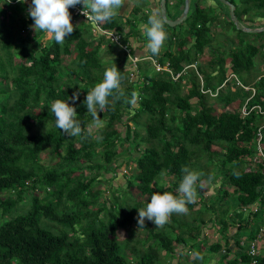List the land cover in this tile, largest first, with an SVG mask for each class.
<instances>
[{
  "label": "trees",
  "instance_id": "trees-1",
  "mask_svg": "<svg viewBox=\"0 0 264 264\" xmlns=\"http://www.w3.org/2000/svg\"><path fill=\"white\" fill-rule=\"evenodd\" d=\"M215 1L213 6L205 7L200 0H193L192 10L189 12V7L184 19L190 16L189 22L181 32H170L172 27L164 23L169 45L157 55L161 63L168 61L177 72L185 64L197 62L213 41L211 28L216 13L222 11ZM228 1L234 5L238 22L243 16L252 20L255 14L264 24V0ZM3 2L0 0V4ZM141 2L131 8L130 17L115 15L111 21L100 23L104 29L118 33L121 42H127L130 52L136 55L142 54L134 52L130 41L139 36L147 41L140 25L152 16L150 7L144 15H138ZM183 2L176 0L181 5ZM155 3L156 16L160 17L158 0ZM168 5L166 0L167 8ZM9 6L12 11L6 9ZM26 8L18 2L0 7V264H156L159 249L170 254L176 244L184 242L185 226H180L183 222H179V232L174 231L173 236L156 231L155 224L145 218L146 235L153 239V245L140 249L133 245L138 240L127 236L120 239L118 229L126 228L134 218L138 221V208L146 206L153 192L168 191L154 184L163 173L171 175L172 187L177 189L184 167L199 175L198 192L203 197L217 186L222 199L232 188L240 208L256 202L264 183V168L257 164V168L248 169L243 164H250L248 159L254 157V138L264 114L255 108L245 115L240 113L251 91L236 80L255 88L247 107L258 104L264 110V76L256 78L251 71L253 57L264 48V30L252 32L254 38L250 40L238 36L237 43L226 51L210 54L205 67H187L175 80L166 72L147 73L143 64L149 63L146 60L138 63L137 76L129 80L130 61L126 56L125 64L117 66L121 71L119 92L114 90L105 108L98 111L104 126L89 134L92 117L84 100L87 91L102 80L106 69L100 57L102 42L125 50L103 33L90 31L91 24L83 16L87 25L75 27L63 44L47 39L35 47L43 33L29 27L33 20ZM69 12L72 13L70 8ZM223 15L225 25L237 35L245 31L236 26L228 13ZM16 21H20L21 28L12 38L11 26ZM110 48L106 46L108 52ZM261 57L264 59V55ZM227 69L235 77L228 78ZM75 93H79V98L73 101ZM57 99L68 100L76 108L80 136L68 137L55 127L50 105ZM129 121L134 122L133 128ZM262 133L264 150V129ZM117 144L125 145L124 152L129 153L130 159L125 161L134 162L126 188L135 186L138 195L130 196L128 201L117 195L108 201L103 190L92 185L119 155ZM43 154H51L56 160L47 165L42 162ZM216 167H221L219 173H214ZM84 170L89 173L84 175ZM219 174L223 179L215 185ZM194 204H186L187 210ZM237 217L243 225L231 235L244 231L245 240L254 238L257 226L264 224L261 215L239 213ZM219 220L223 235L227 223L223 217ZM225 238L223 235L209 249H224V264H251L245 250L239 258L226 257L229 250ZM123 249L128 250L127 258L122 255ZM254 264H264V255L258 253Z\"/></svg>",
  "mask_w": 264,
  "mask_h": 264
},
{
  "label": "rangeland",
  "instance_id": "rangeland-1",
  "mask_svg": "<svg viewBox=\"0 0 264 264\" xmlns=\"http://www.w3.org/2000/svg\"><path fill=\"white\" fill-rule=\"evenodd\" d=\"M168 1H169V5H168L167 10L170 11V6L172 7L173 6L172 4L175 3L176 0H168ZM188 1L190 3V5H189L190 6L189 12H190L192 10L193 0H188ZM207 3H209V0H200V4L206 5ZM215 3L218 7H220L222 9V11L219 13L218 12L216 13L215 16L217 19L215 20L213 27L211 28L213 41L210 45H208L204 48L203 53L200 55L201 59L198 58L197 62L193 63V65L197 64V65H201V66L205 67V65L207 64L206 62L210 58V54H216L218 52L226 51L233 43H237V37L238 36H241L244 39H248V38L254 36V35H252V32L247 33L245 31L243 33H240L237 35L236 31H234L230 26H226L225 25L226 19H225L223 13H228L229 7L222 0H216ZM145 4H146L145 2L140 3V7H141L140 13L143 12V10L145 8ZM212 4L214 5V3H212ZM216 5H215V7H216ZM6 9L8 11L13 10L12 6H9ZM130 10H131V8L129 6V3L127 1H124V2H122L121 7L118 10H116V14H118L122 18H128L131 15ZM143 13L145 14V12H143ZM150 15L156 16V14H154L153 12H151ZM168 15H169V13H168ZM254 15L251 16L252 21L258 20L259 18L255 17ZM189 19H190V16H188L187 20L181 21L182 23L180 22L179 24L170 28V32L174 31L173 29L179 30V32H181V30H183L184 27H186L187 23L189 22ZM240 19H241V17H240ZM0 22H1V16H0ZM239 22L237 23L238 25L241 24ZM244 24L250 25L252 23L250 22V20L248 18L246 20V23H244ZM28 25H29V27L32 26V24L31 25L28 24ZM20 26H21L20 21L19 22L16 21L14 24H12V26H11V28H12L11 29V37L12 38H15L18 35V33L20 31L19 29L21 28ZM248 28H255V27H248ZM90 31H92L91 28H90ZM166 33L168 34V31H166ZM262 34L263 35H262L261 39H262V41H264V32ZM167 38L164 41V44H163L159 54H163L164 50L169 45ZM45 40H47V38L45 37L44 34H41L38 41L36 40V42H35V47H38L40 45L39 41H41V43H43V42H45ZM248 40H250V39H248ZM102 43L103 44L100 48V57H101V60L103 61L104 65L106 66V68L112 67L114 64H116V66H122L123 64H125L126 54L124 51H122L120 48H116L113 46H111V48H110V45H108L104 41ZM106 46H108L110 48L109 52L106 50ZM258 55H260V57L262 55H264V48H261L258 51L257 55H255L253 57L254 63H255V60L257 57H258V60H260V57ZM66 63H67V61H64V65ZM143 64L145 66V71L147 73L152 74L154 71H156L150 63L144 62ZM187 69L188 68H186L185 70H187ZM256 70H257V67H255V65H254L253 70H251L254 75L257 74ZM229 72H230V70L227 69L226 74L229 75ZM156 73L161 74L159 71H156ZM182 74H184V73H182ZM231 77H233V76H231ZM111 101H113V99H111ZM231 106L232 105H230V107ZM129 123L131 125V128H133L135 126L134 122L129 121ZM117 127H118V129H121V124L117 125ZM133 144H134V142H133ZM124 146L125 145H120V144L116 145V147H118V149H119V155L113 161V163L109 165V167H108L109 171L108 170L106 172L102 171L101 175L99 176L98 181H94V183L92 184L93 188H98V189L103 190V196H105L108 201L112 199L113 195H117V197L119 199L126 200V201H128L130 196L136 198L138 195V192H137L135 186H132L129 188L130 192H129L128 188H126V179H129L130 175L134 172V162L128 161L130 159V156H129V153L124 152ZM140 146H141L140 148H142V142H141ZM126 159H128V160L125 161ZM55 160H56V158H52L51 154H49L48 157H46L44 154L42 156V162L46 163L47 165L51 162L53 163ZM248 160H250V159H248ZM250 161L252 162V160H250ZM243 166L245 168L250 167V165L247 161H245ZM118 171L120 173L119 175H118ZM220 171H221V167L214 168V173L215 172L219 173ZM88 173H89L88 170H84V175H87ZM218 176H219V178H217L218 180H216V178H215V185L220 183L223 179V175L219 174ZM218 176H216V177H218ZM172 180L173 179H172L171 175H169L168 173L165 172L162 174V176L158 180L154 181V184L158 188H167L168 192H172L173 194H176V188L172 187ZM198 183H200V182L198 181ZM198 183L196 186V197L193 201L195 204L191 210H189V211L187 210L184 213H173V214H171L168 222L165 225H163L162 227H156V225H154L156 231L157 230L158 231L159 230L165 231V232L169 233L170 235L173 234V236L177 231H179V222H183L180 225L181 227L182 226L192 227L190 230H187L185 227L183 228V233H186V235H189V238H187V242H188V245L191 246V249L189 250V252L184 253V255L181 256V262L179 263L178 255L173 254L172 259H170V258H168L167 260L165 259L162 264H170L169 261H171V264H174L176 260H177L176 264H189L192 262L193 258H196L197 262L203 261L202 257L196 256V251H195V248L193 247L194 246L193 244L197 240L196 236L201 235V232H199L197 234L198 229L195 228L193 230L194 225H198L199 223H203V222L209 223V221H210V222H215L216 224H219L221 226V224L219 222L220 217H223L227 221L229 217L235 218L239 214V211H238L239 205H238L237 199L235 197V194L231 192L232 188L229 189L230 194L228 196L224 197L223 199L220 198L222 195L220 194L221 191L218 189L217 186H215V188L213 189L214 192L211 191L212 193L209 192L208 196L203 197V194L198 192V185H199ZM204 187L205 186L203 185V188ZM41 194H42V192H40V195ZM138 198H140V197L138 196ZM101 200H102V197L100 196L99 201H101ZM210 204H211V206H210ZM206 205H209V206H206ZM26 207H27V205L24 208H21V211L24 210ZM5 217H7V216H4L3 218H5ZM0 219H1V217H0ZM131 222L136 223L137 226L134 228L128 227V226L126 228H119L118 232L120 233L119 235H121L119 237L121 239V238L127 236L131 240H133V239L136 241L138 240L137 242H139V243L136 242L133 244V245L136 244L135 249L144 248L145 247L144 245L147 242H152V240L149 237H147V235H146V228L147 227H145V225H143V227H140L138 224L137 218H134V221L131 220L128 223H131ZM203 225H205V224H203ZM242 225L243 224L240 223L238 226L236 225L234 227L238 229ZM220 229L221 228L219 227V230ZM174 231H175V233H174ZM129 239H127V240L129 241ZM206 239H207V241H209L208 238H206ZM205 244H207V243H205ZM244 244H245L244 246H246V243H244ZM151 245H153V242L151 243ZM162 251L163 250L159 249L158 253L161 254ZM127 252H128L127 249H126V251L124 249L122 250V255L125 258H127L129 255V253H127ZM240 253L241 252L237 249L235 251L234 256L236 258H239ZM161 257H162V255L160 256V262H161Z\"/></svg>",
  "mask_w": 264,
  "mask_h": 264
},
{
  "label": "clouds",
  "instance_id": "clouds-1",
  "mask_svg": "<svg viewBox=\"0 0 264 264\" xmlns=\"http://www.w3.org/2000/svg\"><path fill=\"white\" fill-rule=\"evenodd\" d=\"M17 2L24 4L28 3V0H17ZM4 3L10 4L12 0H4L0 7ZM78 4L83 5V14L87 16V19L101 23L112 20L116 15V10L121 7L122 0H31L28 5V16L33 20L31 27L36 32L39 30L47 39L56 44H63L65 38L74 30L69 8ZM140 29L147 38L146 50L152 56L158 55L167 38L163 18L150 16L147 23L140 25ZM120 72L117 66L106 68L102 80L87 91L84 104L92 117L89 134L103 128L104 124L98 116V111L105 108L114 90L119 92ZM78 98L79 93H75L72 100L75 101ZM50 111L54 117L55 127L64 135L76 137L82 134L80 123L76 119V108L69 104L68 100H55L50 105ZM181 171L183 176L176 189V194L168 191H155L148 198L146 206L138 208L140 227H143L145 218L152 221L156 227H162L168 222L171 214L187 211L186 204L193 202L196 197L199 175L187 167Z\"/></svg>",
  "mask_w": 264,
  "mask_h": 264
},
{
  "label": "crops",
  "instance_id": "crops-1",
  "mask_svg": "<svg viewBox=\"0 0 264 264\" xmlns=\"http://www.w3.org/2000/svg\"><path fill=\"white\" fill-rule=\"evenodd\" d=\"M14 1V0H13ZM124 1H127L129 3V6L130 8H132L135 4H138L139 2H145V8L143 10V12L146 13V10L149 8V11L153 12L154 14H156V8H154V5L156 4L155 3V0H122V2ZM17 2V0H15V2L11 3V4H15ZM31 0H29V3H24L27 8L25 9L26 12H28V5L30 4ZM214 3V0H209V3H207L208 5H212ZM206 4V5H207ZM179 3H173V6L171 7L170 6V11L167 10V13H169V17L170 18H175L177 16H179V10H181L183 8V5H181ZM190 5V3H189ZM203 6H206L205 4H202ZM190 7V6H189ZM215 10H218L217 6L215 7ZM189 10V8H188ZM222 10V9H220ZM169 11V12H168ZM143 12H139V16L141 15H144ZM182 12V11H181ZM70 15H71V22L73 23V26L74 28L75 27H84L86 26L87 24L85 23V19L82 18L80 15H73L71 12H70ZM118 15V14H116ZM119 16V15H118ZM257 18H259L258 20H250V22L252 24L250 25H247V24H244L246 23V19L245 17L243 16L241 18V21L239 23L241 27H255V28H261L264 26V24L262 23L263 22V19L261 17H258V16H255ZM255 22V23H254ZM257 23V24H256ZM246 25V26H245ZM88 28V27H87ZM90 29V28H89ZM35 32L33 31L32 34H34ZM254 38L253 37H250L248 39H252ZM142 40V42H141ZM133 48H134V52L135 53H139V54H144V52L146 51V45H147V41L146 39L144 38H141L140 36L138 38H136V40H131L130 41ZM260 57V55H258ZM201 59V58H200ZM255 67H257V70H256V78H258L259 76H264V59L262 57H260V60H258V57L256 58L255 60V63H254ZM256 69V68H255ZM245 86H252L251 83H249L248 85H245ZM233 89V87H232ZM120 173L118 172V175ZM249 214H246V215H242V216H247ZM244 217H242L243 219ZM239 217H235V218H232V217H229L228 220L226 221L227 223V227H226V230L223 231V235L226 237L225 239L228 240V243H227V248L229 250V253L227 254L226 257H232L235 255V251L238 249L240 252L244 251L245 250V240L243 239L244 238H247V233L246 232H240V230L237 232V235L232 236L231 233H234V231H237L234 226L238 225L239 224ZM260 222V221H259ZM251 221L249 222V225L248 227H250L251 225ZM205 224V225H203ZM200 225V226H199ZM128 227H136V223H131L129 225H127ZM194 226H199L198 228V231H197V234L199 232H201V235H197L196 236V242L193 244L194 248H195V251H196V256L198 257H202L203 261H199L197 262V264H224L223 261L221 260V254L225 253L224 249H220L219 251L217 252H214V251H211L209 249V245L214 243V242H217L218 240H221L223 238V235L219 232V227L220 225L219 224H216L215 222H210L209 223H199L198 225H194ZM179 231H177L176 233L178 234ZM183 237H184V242L182 244H176L174 246V249H173V252H171L170 254H166L165 251L163 250L161 252V254H158L159 255V259H158V262L156 264H162L163 261L168 258L172 259V255L173 254H176L178 255L179 257V263L181 262V256L184 255V253H187L189 252V250L191 249V246L188 245V242H187V238H189V235H186V233H183L182 234ZM209 241H207V239ZM205 239V240H204ZM241 240V241H236V240ZM152 242H153V239H151ZM223 241V240H222ZM152 242H147L144 246H147L148 244H151ZM238 242V243H237ZM207 243V244H205ZM239 247V248H238ZM259 253L261 255L264 254V244L260 245V248H259ZM162 255L161 257V262H160V256ZM195 260L197 261L196 258H193L192 261ZM170 264H171V261H169ZM177 263V260L175 261L174 264Z\"/></svg>",
  "mask_w": 264,
  "mask_h": 264
},
{
  "label": "built area",
  "instance_id": "built-area-1",
  "mask_svg": "<svg viewBox=\"0 0 264 264\" xmlns=\"http://www.w3.org/2000/svg\"><path fill=\"white\" fill-rule=\"evenodd\" d=\"M13 2H15V0L14 1L12 0V3ZM28 3H29V0H28ZM70 9L72 10V13L74 15L83 16L87 21L90 22L91 29H92L93 33L96 31L103 33L109 39V41L119 45L123 50H125L126 56H127L128 60L130 61V66H129L130 69H129V73H128L129 80H133L137 76L138 63L141 60L149 61V63L154 67V69L156 71H159L161 73L166 72L173 80L177 79L180 74L184 73V71L187 67H190V66L195 67V64L193 65V63L185 64L180 71L175 72L171 69L168 61L161 63L158 59V56L157 55L152 56V54L149 51L144 52V54H142V55L132 54L130 52L129 46L127 45V42H125V43L121 42V36L118 33H115L114 31H111L108 29H104L100 23H96V22L92 21L91 19H87V16H85L83 14V5L82 4H78L75 7H70ZM24 29H22V31ZM227 76H228V78H232L231 76L235 77V75L231 71L229 72V75H227ZM236 83L238 85L242 86L244 89L250 90L251 95H253L255 93V88L253 86H245L241 82H239L238 80H236ZM205 91H209V90H205ZM249 97L246 99L244 104L241 106L240 113L242 115H245L250 111V109L255 108L259 112L264 114V110H262L258 104L253 105L250 108L247 107V100L249 99ZM262 129H264V121L258 127V129L256 131L255 138H254L255 154H254V157L252 159H250V160H252V162L250 161V164H249L250 167L248 169L257 168V164H261V166L264 168V150H263V143H262V137H263ZM262 197H264V183L261 187L260 195L258 196L256 202H254L253 204H245V205L241 206V208L239 207V210H238L239 213L242 215L249 214L250 217L253 214H257V215H261L264 218V198L262 200ZM243 239H244V237H243ZM262 239H264V224H260L259 226H257V232L255 233L254 238L248 239L245 241V243H246L245 252L249 255L251 264L255 263L259 241H261Z\"/></svg>",
  "mask_w": 264,
  "mask_h": 264
},
{
  "label": "water",
  "instance_id": "water-1",
  "mask_svg": "<svg viewBox=\"0 0 264 264\" xmlns=\"http://www.w3.org/2000/svg\"><path fill=\"white\" fill-rule=\"evenodd\" d=\"M222 1L228 5L229 17L236 24L237 27L241 28L242 30L248 31V32H255V31H260V30L264 29V27H262V28L241 27L240 25L237 24L238 20L234 14V5L232 3H230L228 0H222ZM158 7H159L160 17L163 18L164 23H166L170 27H173V26L179 24L181 21H183L186 18L188 8H189V1L184 0L182 12L179 16H177L175 18L167 17L166 0H158Z\"/></svg>",
  "mask_w": 264,
  "mask_h": 264
},
{
  "label": "bare ground",
  "instance_id": "bare-ground-1",
  "mask_svg": "<svg viewBox=\"0 0 264 264\" xmlns=\"http://www.w3.org/2000/svg\"><path fill=\"white\" fill-rule=\"evenodd\" d=\"M184 73H185V71H184ZM263 243H264V239H262L261 241H259L257 254L259 253L260 245H262ZM245 250H246V246H245Z\"/></svg>",
  "mask_w": 264,
  "mask_h": 264
}]
</instances>
